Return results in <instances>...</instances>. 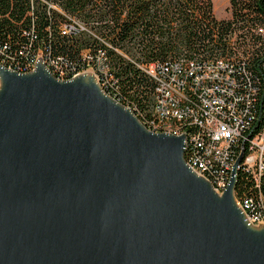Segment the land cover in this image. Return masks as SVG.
<instances>
[{"label":"water","instance_id":"1","mask_svg":"<svg viewBox=\"0 0 264 264\" xmlns=\"http://www.w3.org/2000/svg\"><path fill=\"white\" fill-rule=\"evenodd\" d=\"M93 72L0 64V264H264V225Z\"/></svg>","mask_w":264,"mask_h":264},{"label":"trees","instance_id":"2","mask_svg":"<svg viewBox=\"0 0 264 264\" xmlns=\"http://www.w3.org/2000/svg\"><path fill=\"white\" fill-rule=\"evenodd\" d=\"M229 4L231 16L220 18L213 0H0V63L28 72L42 56L60 78L91 68L144 121L156 90L144 65L222 58L249 96L244 137L253 138L264 131V0ZM241 140L234 155L243 150V163L251 145ZM236 195L264 218V169L257 180L241 168Z\"/></svg>","mask_w":264,"mask_h":264},{"label":"built area","instance_id":"3","mask_svg":"<svg viewBox=\"0 0 264 264\" xmlns=\"http://www.w3.org/2000/svg\"><path fill=\"white\" fill-rule=\"evenodd\" d=\"M37 62L38 59L30 71L35 69ZM143 68L156 82L151 118L141 121L148 129L158 133L185 134L187 163L207 178L219 194L227 189L234 166L243 153L242 150L239 156L234 155V146L243 137L251 146L239 170L252 171L259 180L264 169V131L253 138L244 137V130L250 123V111L243 103H250L249 96L238 90L234 69L228 61L222 58L204 61L175 59L149 63ZM95 74L106 91L101 77ZM237 203L252 223L264 221V218L249 213L253 207L252 199L237 198Z\"/></svg>","mask_w":264,"mask_h":264},{"label":"rangeland","instance_id":"4","mask_svg":"<svg viewBox=\"0 0 264 264\" xmlns=\"http://www.w3.org/2000/svg\"><path fill=\"white\" fill-rule=\"evenodd\" d=\"M213 2H214L215 12H216V15L218 17H220V18H227V17H230L231 16V13H230V10H229L230 9L229 0H213ZM39 60H43V58L40 56L38 58V61ZM86 71H90V72H93L95 74V72L91 68L88 69V70H86ZM254 224L255 225H264V221L261 220V221H258L257 223H254Z\"/></svg>","mask_w":264,"mask_h":264},{"label":"bare ground","instance_id":"5","mask_svg":"<svg viewBox=\"0 0 264 264\" xmlns=\"http://www.w3.org/2000/svg\"><path fill=\"white\" fill-rule=\"evenodd\" d=\"M217 8V7H216Z\"/></svg>","mask_w":264,"mask_h":264}]
</instances>
